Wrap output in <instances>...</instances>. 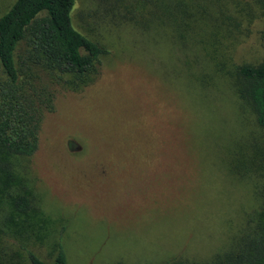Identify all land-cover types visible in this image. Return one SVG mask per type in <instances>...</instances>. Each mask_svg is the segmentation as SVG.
Instances as JSON below:
<instances>
[{"label": "rangeland", "instance_id": "1", "mask_svg": "<svg viewBox=\"0 0 264 264\" xmlns=\"http://www.w3.org/2000/svg\"><path fill=\"white\" fill-rule=\"evenodd\" d=\"M14 1L0 0V16ZM151 1L74 0L73 26L109 54L90 87L58 89L37 153L0 176V264H29L24 250L50 263L59 241L67 264L201 260L222 243L226 202L245 192L222 145L237 136L235 72L264 59L262 6ZM114 124L127 127L128 143L110 140ZM157 141H172L165 155ZM20 194L31 200L24 214L13 208Z\"/></svg>", "mask_w": 264, "mask_h": 264}, {"label": "trees", "instance_id": "2", "mask_svg": "<svg viewBox=\"0 0 264 264\" xmlns=\"http://www.w3.org/2000/svg\"><path fill=\"white\" fill-rule=\"evenodd\" d=\"M260 3L264 13V0ZM73 6L74 0H15L0 16L1 177L10 178L13 163L27 161L37 153L42 124L46 114L55 110L58 89L81 92L90 87L99 76L101 59L109 54L105 47L75 29L71 18ZM163 7L162 15L174 18L170 6ZM235 94L238 100L233 108L237 118L232 132L238 129L237 136L223 141L222 155H227L223 159L227 173L235 183H241L245 192L240 201L236 200L237 204L226 202L228 220L223 241L201 260L175 253L172 258L154 264H264V59L257 65L238 67ZM248 115L253 123L250 130L245 126ZM123 127L126 131L122 125L109 126L110 140L115 138L113 143H128L129 130ZM140 132L139 129L130 135ZM180 143L186 147L185 141ZM170 145L172 141H157L156 152L160 146L159 154L165 155L161 148L169 149ZM144 146L147 147L145 142ZM152 153L140 154L146 160ZM216 174L221 176L222 183L230 179L226 174ZM13 208L21 214L28 212L30 198L24 194L16 196ZM187 210L184 206L177 213L185 216ZM24 251L29 264H67L60 241L50 263L30 250Z\"/></svg>", "mask_w": 264, "mask_h": 264}]
</instances>
